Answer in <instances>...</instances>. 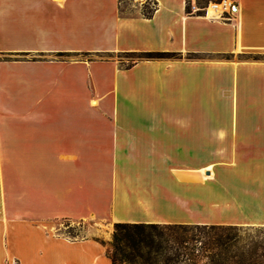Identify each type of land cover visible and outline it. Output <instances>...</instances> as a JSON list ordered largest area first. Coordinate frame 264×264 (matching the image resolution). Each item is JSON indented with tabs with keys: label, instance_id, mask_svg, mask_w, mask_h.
Returning a JSON list of instances; mask_svg holds the SVG:
<instances>
[{
	"label": "crops",
	"instance_id": "0c3cea01",
	"mask_svg": "<svg viewBox=\"0 0 264 264\" xmlns=\"http://www.w3.org/2000/svg\"><path fill=\"white\" fill-rule=\"evenodd\" d=\"M151 1L0 0V264H112L116 224L264 227V0ZM140 53L175 57H100Z\"/></svg>",
	"mask_w": 264,
	"mask_h": 264
},
{
	"label": "trees",
	"instance_id": "16d2710c",
	"mask_svg": "<svg viewBox=\"0 0 264 264\" xmlns=\"http://www.w3.org/2000/svg\"><path fill=\"white\" fill-rule=\"evenodd\" d=\"M152 2V1H151ZM152 10L142 15L151 18ZM190 13V7L187 5ZM144 59L173 58L169 53H140ZM136 55V54H133ZM128 65L127 67H130ZM242 227L187 224H116L111 242L112 264H264L261 247L239 245Z\"/></svg>",
	"mask_w": 264,
	"mask_h": 264
},
{
	"label": "rangeland",
	"instance_id": "374dc122",
	"mask_svg": "<svg viewBox=\"0 0 264 264\" xmlns=\"http://www.w3.org/2000/svg\"><path fill=\"white\" fill-rule=\"evenodd\" d=\"M225 0H186L187 5L190 7V13H200L205 15L206 9L210 7V5L219 4L222 3ZM237 4V0H230ZM154 7L151 0H120V14L122 16H132L135 15L137 11H141V13L144 11L145 8L152 10ZM195 7L196 9H194ZM71 55H66L64 58L70 59ZM100 57H111L113 59H116L117 61L121 62L124 66L130 65L135 61H138L140 59H144L143 55L141 54H117L113 56H100ZM231 93V91H230ZM246 94V93H245ZM243 92L239 91V115L243 116L245 113H250L251 116L254 114V108L252 106H249L248 108H245L243 106V103L241 101ZM204 221V220H203ZM63 231L68 235L70 238H78V237H84L87 235L88 226L82 223H74V222H62ZM114 232V229H113ZM113 232L110 237V239L105 243V245L108 248L109 253L112 252L111 242L113 237ZM239 245L241 247H244L245 249L248 248V246H251L252 244H258L261 249L258 251L259 255L264 254V227H242L241 231L238 232L237 236Z\"/></svg>",
	"mask_w": 264,
	"mask_h": 264
},
{
	"label": "built area",
	"instance_id": "2783aa9c",
	"mask_svg": "<svg viewBox=\"0 0 264 264\" xmlns=\"http://www.w3.org/2000/svg\"><path fill=\"white\" fill-rule=\"evenodd\" d=\"M228 3V4H227ZM216 7H220V12L214 17L216 19H226L225 15H234L238 12V5L230 0H225L222 3L214 4ZM196 9L195 7H193ZM208 9H206L207 12ZM208 14V12H207Z\"/></svg>",
	"mask_w": 264,
	"mask_h": 264
},
{
	"label": "bare ground",
	"instance_id": "6f19581e",
	"mask_svg": "<svg viewBox=\"0 0 264 264\" xmlns=\"http://www.w3.org/2000/svg\"><path fill=\"white\" fill-rule=\"evenodd\" d=\"M228 4V3H227ZM209 17L216 16L220 12V7L215 5H210L207 10Z\"/></svg>",
	"mask_w": 264,
	"mask_h": 264
}]
</instances>
